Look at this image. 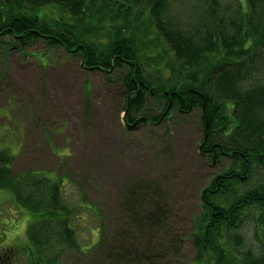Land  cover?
<instances>
[{
  "label": "trees",
  "instance_id": "obj_1",
  "mask_svg": "<svg viewBox=\"0 0 264 264\" xmlns=\"http://www.w3.org/2000/svg\"><path fill=\"white\" fill-rule=\"evenodd\" d=\"M246 3L245 10L238 6L236 16L226 11L215 15L209 4L211 21L186 24L169 14V0H0V38H11L17 47L41 38L77 55L84 69L106 75L119 69L123 120L129 129L164 121L171 110L186 115L200 110L198 149L222 168L200 194L191 232L193 264H264V180L251 184L255 175H264V0ZM49 7L55 10L44 11ZM132 19L153 28L172 54V76L163 84L152 83L141 68ZM104 25L113 28L106 44L100 38ZM148 98L156 101L154 107L163 106L160 114L138 115ZM12 158L0 149V189L9 187L14 204H23L34 215L27 247L19 251L28 264H65L79 244L69 223L72 209L62 199L65 176L53 179L35 171L14 176ZM149 185L135 181L121 191V213L133 228L112 230L106 240L101 225L90 251L104 248L109 259L121 264L147 259L126 237L131 238L130 229L159 226L164 219L160 205L150 203L154 207L143 210L153 194L160 195L158 187ZM249 219L255 246L245 247L237 231Z\"/></svg>",
  "mask_w": 264,
  "mask_h": 264
},
{
  "label": "rangeland",
  "instance_id": "obj_2",
  "mask_svg": "<svg viewBox=\"0 0 264 264\" xmlns=\"http://www.w3.org/2000/svg\"><path fill=\"white\" fill-rule=\"evenodd\" d=\"M210 1L169 0V14L186 24L211 21L206 12ZM211 6L215 15L226 11L236 16L238 6L245 10L247 3L214 0ZM62 15L57 12V17ZM132 24L146 78L163 84L175 65L168 46L153 28L141 27L133 19ZM101 30V42L106 44L105 36L113 28L104 25ZM24 46L0 38V149L13 156L14 176L27 171L53 179L65 176L62 199L72 209L69 223L79 243L65 264H121L109 259L104 248H89L98 241L101 225L106 240L112 230L120 231L124 225L133 228L121 213V191L135 181L159 188L160 195L153 194L143 210L156 204L164 214L159 226L152 223L144 230H129L131 238L126 239L147 257L139 264H193L196 249L191 232L200 211V194L222 168L198 149L203 135L200 110L187 115L171 110L164 121L129 129L123 120L125 95L119 69L107 75L84 69L77 55L51 47L41 38ZM155 102L145 99L138 115L160 114L163 106L154 107ZM259 176L251 184L264 180V175ZM13 200L9 187L0 189V255H4L0 263L28 264L22 248L27 247L34 215ZM252 229L249 219L237 231L245 247L255 246Z\"/></svg>",
  "mask_w": 264,
  "mask_h": 264
}]
</instances>
